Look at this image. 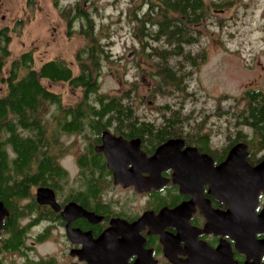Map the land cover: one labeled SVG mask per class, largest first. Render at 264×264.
<instances>
[{
    "label": "flooded vegetation",
    "instance_id": "obj_1",
    "mask_svg": "<svg viewBox=\"0 0 264 264\" xmlns=\"http://www.w3.org/2000/svg\"><path fill=\"white\" fill-rule=\"evenodd\" d=\"M177 132L166 124H119L116 108L63 136L62 142L82 143L77 171L62 166L63 179L50 177L48 185L30 187L25 197H14L7 206L0 201L8 212L0 234V264H264V220L254 219L249 227L246 219L254 203L257 216L264 211V181L255 202L234 192L239 183L217 169L238 143L226 153L231 142L218 149L210 141L189 139L185 129ZM119 138L125 148L117 155ZM172 140L184 142L178 152L188 162L179 166L180 175L173 166L158 174L144 158L151 159ZM258 143L263 148L256 157H250L245 143L252 167L264 164V140ZM131 144L138 145V153ZM189 149L200 155H186ZM117 169L125 173V184H117ZM39 189L51 190L58 205L39 203ZM49 242L60 251L42 255L39 248ZM10 243L20 245L12 251Z\"/></svg>",
    "mask_w": 264,
    "mask_h": 264
},
{
    "label": "trees",
    "instance_id": "obj_2",
    "mask_svg": "<svg viewBox=\"0 0 264 264\" xmlns=\"http://www.w3.org/2000/svg\"><path fill=\"white\" fill-rule=\"evenodd\" d=\"M138 1L140 4L137 8L129 9L127 19L136 25L134 35L141 45L136 55L155 63L156 72L153 75L158 78L160 90L154 89V93L164 94L166 87L186 92L189 72L184 71L183 67H198L199 60L206 56L203 52L195 54L192 51L200 43L201 33L197 27L211 20L212 11L217 13L218 10L231 9L236 0ZM86 4L92 9L96 8L94 0H79L60 11L67 24L68 35L72 33L76 21L82 22L78 33L85 37L86 44L75 55L76 69L60 58L36 67L34 50L13 57L12 33L16 28L25 27V19H19L13 30L8 26L0 30V201L6 206L13 202L14 197L19 200L25 197L30 187L39 183L48 185L50 177L61 180L66 176L60 160L69 148H65L62 138L82 131L88 118L117 108L119 124L154 123L137 115L129 92L123 96L99 95L103 61L109 60L113 43L108 40L109 34L105 36L96 31L92 13L84 10ZM34 6L36 1H30L28 7L34 9ZM26 19L29 20L30 15ZM57 83L81 90L84 95L81 102L65 105L62 96L50 87ZM245 99L246 107L234 112L237 121L232 122V128L227 130L225 140L231 144L226 148V153L240 142L249 144L250 157H256L259 148H263V144L258 142L264 140V94L247 92ZM49 105L55 106L57 111L54 128L42 116ZM87 109H102V112L87 113ZM162 109L169 116L164 115L161 125L172 126L177 133L185 129V124H190L195 111L193 109V115L186 116L182 111L184 106L180 107L182 110L169 106ZM223 114L219 109L218 115ZM193 126L189 139L210 141L213 145L211 136L202 133L204 129L201 124ZM213 146L222 148V145ZM254 161L258 162L257 159ZM80 163L83 166L86 161L81 158ZM32 172L37 174L33 175ZM19 178H22L20 182ZM19 245L10 243L8 247L13 251Z\"/></svg>",
    "mask_w": 264,
    "mask_h": 264
},
{
    "label": "rangeland",
    "instance_id": "obj_3",
    "mask_svg": "<svg viewBox=\"0 0 264 264\" xmlns=\"http://www.w3.org/2000/svg\"><path fill=\"white\" fill-rule=\"evenodd\" d=\"M30 1L33 0H0V30L6 26L15 29L19 19L27 21L24 28H16L12 33L13 57L34 50L36 67L60 58L76 69L75 55L86 44L85 37L78 33L82 22L76 21L68 35L60 11L79 0H35L34 9L28 7ZM94 1L95 9L86 4L84 10L92 13L96 31L105 36L109 34L108 40L113 43L109 60L103 61L99 95L123 96L129 92L130 101L142 119L161 125L164 115L169 116L162 109L165 106L174 109L184 106L180 110L186 116L194 109L193 119L184 125L185 130L192 133L193 125L201 124L202 133L211 136L213 145H223L227 130L233 126L231 123L237 121L234 112L246 107L245 94L251 91L264 94V0H236L231 9L212 11L211 20L197 27L201 33L200 43L192 48L195 54L203 52L206 56L199 60L198 67H183L189 72L187 91L166 87L164 94L154 93V89L160 90L158 78L153 75L155 63L136 55L141 45L134 35L136 25L131 24L127 16L129 9L137 8L140 2ZM130 54H133L131 58ZM50 87L62 96L67 106L78 104L84 97L81 90L64 83ZM93 99L95 97L94 102ZM219 109L224 113L221 116ZM56 113L55 106L49 105L43 110L42 116L48 125L54 126ZM63 143L69 149L60 160L61 165L74 173L82 143L72 138H65ZM58 251L60 246L53 242L39 248L42 255Z\"/></svg>",
    "mask_w": 264,
    "mask_h": 264
},
{
    "label": "water",
    "instance_id": "obj_4",
    "mask_svg": "<svg viewBox=\"0 0 264 264\" xmlns=\"http://www.w3.org/2000/svg\"><path fill=\"white\" fill-rule=\"evenodd\" d=\"M132 56L133 54H130V58ZM117 141H118L117 142V155H119L125 148L123 144L125 142L121 138L117 139ZM183 144L184 142L181 140L169 141L165 143L164 145L160 146L157 149L156 154L151 159L144 158L145 155H142L143 157L142 156L140 157L138 154L136 153L135 154L139 157V159L144 158L148 164L152 165L154 170H157L158 174L161 172V170L166 168V166H173L177 168L178 173L180 175L181 171L179 169V166L181 164L188 162V160H183L182 157H179L180 154L178 151L181 149ZM132 147L135 148L136 152L139 149L138 145L136 147L135 144ZM186 155L193 157V156H199L200 154L197 149H189ZM247 156H248L247 145L245 143H239L231 149L230 153L228 154L226 162L222 164L217 169V171L225 179L228 178L231 182L236 180V184L239 183L238 185H234V192L239 191L240 193L252 196L253 202H255L254 200L257 197V194L261 188V183L264 181V164H261L256 167H252L251 165L247 163V160H246ZM117 164H121V163L117 161ZM109 167L111 170L116 171L115 168L113 167L112 159H110ZM121 173H122V176H124L125 173L117 169V179H116L117 184L118 183L125 184V179L122 178ZM37 197H38L39 203L41 204H52L53 206L58 205L55 201L54 194L51 190L39 189L37 193ZM254 206H255V203L254 205L251 206L250 210L246 211V219L249 221V224H248L249 227L252 226V221L254 219L264 220V211L262 212L260 216H257L255 213ZM7 215H8V212L4 204L0 203V234L3 228L4 217Z\"/></svg>",
    "mask_w": 264,
    "mask_h": 264
},
{
    "label": "bare ground",
    "instance_id": "obj_5",
    "mask_svg": "<svg viewBox=\"0 0 264 264\" xmlns=\"http://www.w3.org/2000/svg\"><path fill=\"white\" fill-rule=\"evenodd\" d=\"M239 192V191H238Z\"/></svg>",
    "mask_w": 264,
    "mask_h": 264
}]
</instances>
